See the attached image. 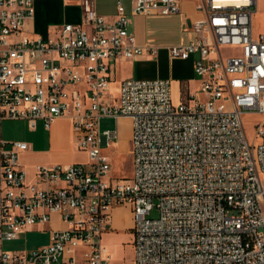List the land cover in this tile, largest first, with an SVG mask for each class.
I'll use <instances>...</instances> for the list:
<instances>
[{"label":"built area","instance_id":"built-area-1","mask_svg":"<svg viewBox=\"0 0 264 264\" xmlns=\"http://www.w3.org/2000/svg\"><path fill=\"white\" fill-rule=\"evenodd\" d=\"M37 0H0V120H27L47 130L68 118L75 147L88 161L35 168L28 182L23 141L0 149V264H110L102 235L111 213L130 205L133 264H264V32L253 19L260 0H195V39L169 48L172 59L196 55L200 87L169 79H126L113 92L114 64L156 57L130 30L131 15L180 13V0H117L113 18L96 0L78 23L29 35ZM253 116V139L245 117ZM132 120V173L112 177L105 149L119 140L102 119ZM5 145L9 148L6 149ZM156 210L158 215L152 217ZM231 212V213H228ZM58 214L65 224L49 243L7 251Z\"/></svg>","mask_w":264,"mask_h":264},{"label":"crops","instance_id":"crops-1","mask_svg":"<svg viewBox=\"0 0 264 264\" xmlns=\"http://www.w3.org/2000/svg\"><path fill=\"white\" fill-rule=\"evenodd\" d=\"M44 5L56 6L58 16H60L59 11L62 10L64 15H67L64 17L66 19L63 23H78L81 20V7L76 2H68L64 0H37L35 3V18L34 20L28 21L26 26V31L31 36H46L52 29V27H50V17L46 18L42 15ZM64 6L67 8L66 12L63 10ZM131 7L132 0L130 1V9L128 10L126 7L128 13H130ZM115 15L104 16L113 18ZM199 17L200 14L195 9V0H180V13L176 15H131L129 17L130 30L134 34L137 44L140 46L154 47L158 50V54L156 57H140L135 60H120L116 62L114 67L123 63L129 65L131 71L129 75L122 77L118 81L114 80L112 86L116 84L117 89L123 80L132 78L169 79L172 82V96L175 103L180 102L183 88L189 89L190 92L198 90L200 87V81L194 70L197 56L194 55L186 60L172 59L169 55V48L174 45L186 44L195 39V33L190 29L189 24L191 21H194ZM165 35L172 37L170 42L169 40L165 43L163 41L158 43L150 42V38L152 37L156 36L157 38H161ZM40 121L41 120H39V122ZM64 121L68 122V129L66 130L62 128ZM40 123V129L32 131L29 127L30 123L27 120H0V149L2 148L3 143L11 141H23L28 144V149L20 154V163L23 169L27 172L28 178L31 180H34L35 168L38 165L55 166L58 164L71 165L74 163H80L74 158L72 153H66L65 155L59 153L62 143H66V145L68 144L70 149L77 151L70 120L68 118H59L52 124L50 130H47L44 127L43 121ZM117 129L119 132V127H117ZM120 145L121 137L119 136L118 142L112 148H119ZM5 148L8 149L9 146L5 145ZM85 156L87 157L86 161H88V156ZM64 227L65 224L62 222L60 216L55 214L51 222L47 225L37 226L26 233L34 230L39 232L49 230L47 233L48 244L50 240V232ZM133 228L134 221L131 206L124 205L115 207L111 213V229L104 232L102 235V244L105 248V252L111 256L110 264H133ZM126 238H129V241L131 242L129 259H125L123 255L118 256L121 250L126 249L122 243Z\"/></svg>","mask_w":264,"mask_h":264},{"label":"rangeland","instance_id":"rangeland-1","mask_svg":"<svg viewBox=\"0 0 264 264\" xmlns=\"http://www.w3.org/2000/svg\"><path fill=\"white\" fill-rule=\"evenodd\" d=\"M130 1L131 0H123L124 4L130 9ZM97 4V10L98 13L101 15H108V16H113L116 13V0H96ZM63 10L65 12L67 11V8L64 6ZM60 16H58L57 8L54 5H44L43 9V17L51 19L50 27L53 30V27L61 25L66 18L67 15H64V12L61 10L59 11ZM253 24H254V31L255 32H264V0L259 1L258 5V12L254 15L253 19ZM173 36V35H172ZM171 36L165 35L164 37L157 38L152 37L150 38L151 43H158L163 41L169 42L171 41ZM161 39V40H159ZM163 63V62H162ZM169 66V64H168ZM131 69L129 65L126 64H119L116 67H114L113 70V79L115 81H118L124 76L129 75ZM113 92L116 93V84L112 86ZM254 119L253 116H246L245 117V128L247 135L250 139H253V134H254V127L252 126L251 121ZM41 122V121H40ZM39 121L36 122V127L30 129L32 131H36L40 129V123ZM30 123V122H29ZM44 125V123H43ZM117 127H119V136L121 137V145L120 147H114V148H106L105 149V154L109 157L111 164H112V177H117V178H126L129 177L132 173V135H133V126H132V120L128 118L124 119H119L116 121L115 119H102L101 121V128L102 130H111ZM45 127V126H44ZM62 128L64 130L68 129V122L64 121L62 124ZM51 129V128H50ZM74 137L76 134L73 132ZM77 150V149H76ZM60 154H66V153H72L74 155V158L79 161V162H85L87 157L85 156L86 154L84 152L80 151H75L73 149H70L69 145L66 143H62L60 149H59ZM30 178H28V182H32ZM231 213V212H228ZM158 215V212L154 210L152 212V217H156ZM47 231L39 232V231H31L29 233H25L21 236L20 240H15V241H6L3 243V248L4 250L7 251H14V250H33L36 249L37 247L43 246L47 244L48 242V237H47ZM130 233V232H129ZM128 233V234H129ZM134 235V234H133ZM123 246H125V250H121L118 254V256H122L125 259H129L130 253H131V246H130V241L129 238H126L122 241Z\"/></svg>","mask_w":264,"mask_h":264}]
</instances>
